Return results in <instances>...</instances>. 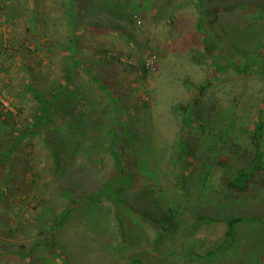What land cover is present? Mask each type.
<instances>
[{"label": "rangeland", "instance_id": "obj_1", "mask_svg": "<svg viewBox=\"0 0 264 264\" xmlns=\"http://www.w3.org/2000/svg\"><path fill=\"white\" fill-rule=\"evenodd\" d=\"M25 1L0 0L20 9L17 16L25 20L18 19L17 27L8 30L6 38L14 39L10 55H0V86H6L13 102L23 107L21 116L6 117L13 133L36 121L38 102L28 86L45 95L61 89L62 93L51 122L43 121L42 136L27 138L39 154V169L45 168V185L34 193L40 202H21L30 183L23 156L18 155L23 149L15 152L9 182L13 193L0 202V250L15 252L21 244L41 241L47 218L69 207L63 189L79 201L117 176L115 189L109 190L116 199L93 208L80 203L57 236L58 251L68 264H264V187L241 199L225 198L221 188L224 165L241 166L232 161L234 146L254 149L252 119L264 108V77L256 68L249 75L238 67L214 74L213 60L202 50L196 0H76L79 23L90 28L80 35L74 59L81 65L75 71L70 70L73 64L65 49L72 32L62 12L63 0H34V15ZM208 4L215 13L207 29L216 28L223 55L235 49L264 61L260 52L264 0H208ZM230 6L236 7L227 9ZM30 18L40 28L37 33ZM23 40L30 52L14 51ZM150 54L157 57V66L145 80L121 62ZM218 63L224 66L223 59ZM66 72L73 79L64 88ZM90 73L110 93L93 82ZM177 105H190L199 120L185 128ZM115 128L122 143L132 145L126 156L131 176H118L112 154L105 150ZM55 153L58 176L52 172ZM180 153L187 158L179 163L186 167L183 170L174 163ZM122 180L132 186L117 193ZM52 192L62 195L54 199ZM169 208L171 214L166 212ZM16 214V228L7 233L6 224ZM197 215L216 221L198 224ZM236 216L255 220L238 224L233 240L225 244V219ZM163 217L168 219V232H159L146 220ZM32 260L60 264L42 246ZM0 264L22 263L0 256Z\"/></svg>", "mask_w": 264, "mask_h": 264}, {"label": "trees", "instance_id": "obj_2", "mask_svg": "<svg viewBox=\"0 0 264 264\" xmlns=\"http://www.w3.org/2000/svg\"><path fill=\"white\" fill-rule=\"evenodd\" d=\"M191 1L193 2L194 0ZM25 3L28 4V7L31 6V9L33 10L30 12H32V14L34 15V0H31V5L29 4V0H26ZM75 3L76 0H63L62 4V7L64 8L62 12L66 19V25L72 32L71 37L68 40V45L65 47V49H67L69 53L67 59L73 64V66H70V70L72 71H75L76 67H79L81 65V62L79 60L74 59L77 52V45L80 35L82 34V32L90 28L89 25H82L79 23V20L76 16ZM196 3L201 14L197 27L200 34H202V50L209 58L213 60L212 69L214 71V74L217 75L221 72H226L233 67L235 69L236 67H238L240 72H244L249 75V73L256 68V71L264 77V61H262L261 59L259 60V55H256L257 57L252 55L248 56L244 55V53L242 52H238L235 49H230L226 55H223V47L221 46L222 41L219 38V34L215 31L216 28H212L214 31L211 29V32L207 29V21L209 20V17H211L215 13V10L212 11L211 5L208 4V0H196ZM7 5L8 3L6 4V6L0 3V55L4 54L6 56H9L11 53L10 42L14 41V39L6 38L7 33L9 34L8 30L15 29L17 27L16 22L18 21V19L19 23L24 22L25 20H23L21 16H19L21 13L20 9L13 8V6ZM235 7L236 6H230V8L227 9L233 10L235 9ZM207 8L212 12H207ZM17 13L19 14L18 16ZM29 22L35 25L34 31L37 33L40 28L36 27V21L33 20V18H30ZM42 40L46 41V36L43 35ZM26 44L27 41L23 40L20 46H14V51H20L22 48H24L27 52H30V49L25 48ZM37 50L38 48L36 47L34 53H37ZM260 52L263 54L264 48H261ZM153 55L154 54L142 56L141 58H136V60L134 58H126L124 60L121 59V62L123 61L126 66L132 68L135 73H137L142 79L145 80L153 73V71L145 64L146 59ZM236 55H239L241 57L240 61L234 59ZM222 59L224 62V66H221L218 63V61ZM90 77L92 78L93 82L99 85L100 88L105 89L107 93H110L107 87L100 86V83L93 75H91V73ZM72 79L73 75L66 72V84L64 88H67L70 85ZM206 84H208V82ZM206 84L200 86L199 92H202V90L205 89ZM27 88L28 90L33 92L38 102L35 109L36 121H34V123L30 122L28 127L25 126V129L21 133L16 134L12 131L13 127L7 124L6 117L9 115L21 116V114L23 113V107L17 106V104L13 102V96L10 95V92L6 86H0V126L2 128L0 135V175L2 176V179H0V202H4L5 200H7V196L13 193V191L9 188V182L11 180V172H13L14 162L17 158L15 152L19 149H23V151L18 155L23 156L24 163L28 168L27 170H25L26 166L24 168L25 177L26 180L30 183L27 188L28 190L24 193L27 194V196L21 199V202H40L36 194L38 192L39 185L44 184L43 181L45 180V178L42 171L45 170V168L39 169L41 162L36 161L39 154L35 149L34 142H29L27 138L33 135L40 137L42 136L41 129L45 124V122L43 121L46 120L48 123L51 122V111L54 109L56 100L60 97L62 89L61 91H55L56 93L54 95H45L35 90L31 86H28ZM3 101L7 102V106L3 103ZM116 109L117 112H120L119 108ZM175 110L183 112L182 122L185 128H190L194 121H198L200 118L199 114L193 113L194 110L190 105H177L175 107ZM13 111H15L16 113L13 114ZM252 122H255V128L252 137L254 149L252 151L248 149L243 150L240 146L235 145V155L233 156V158H235L236 160L232 159V161H235L234 164L241 163L239 164V166H241L239 168H235L234 166L227 168V165H224L225 171L221 188L224 192L223 194L225 198L227 199L245 198L251 193L258 191V189H260L261 187H264V108L260 110L256 118L252 119ZM117 128L110 131L111 140L109 141V145L105 150L110 151V153L112 154L115 162L116 174L118 176H122L123 174H125L126 176H131L129 174V171L127 170L128 167L126 156L129 155V151H131L132 145L129 144V142H125V144L122 143L123 141L117 135ZM242 133L246 134L247 128H243ZM125 140L127 141V139ZM44 144L45 146L48 145L46 141L44 142ZM180 144L182 147H185L182 140ZM237 151H241L242 153L239 154V152ZM55 154H53L52 156V164L54 167V170L52 172L54 174H57L58 176L59 168L57 161H59V156ZM181 158H184V160L187 159L180 153L178 157L174 159V163L181 166L180 168L181 170H183L184 166L179 164ZM91 160L92 162L95 161L94 159ZM100 161L101 164L102 160ZM61 175L63 174H60V176ZM116 177L117 176L112 178L109 183L104 184L98 190L87 194L86 197L82 198L79 201L75 200L72 197V192L70 190L63 189V195H61L68 199L69 207L59 212L56 217L53 216L50 219L47 218L46 223H44L43 220V223L46 224V227L41 232L42 235H44L42 240L31 246L21 244L15 252L12 249H10L9 251L0 250V256H4L7 258L12 256L22 264H35L32 258L36 256V251L38 250V248L42 246L45 248L46 253L49 256L55 258L57 261H60V264H68L67 258L58 251V248L60 247H58L57 245V236L59 235L62 228L67 224L73 213L79 209L80 203H82L83 206H89L90 208H93L96 204L100 203L103 200H110L112 198V201H114L116 198L112 196L109 190L115 189L114 183L117 182ZM184 177L185 173L182 172V174L180 175L181 179L179 180L177 186L180 191L182 190L184 185ZM131 186L132 184L125 183V180H122V183L118 184V187L116 189L117 193H123ZM112 193L114 192L112 191ZM58 195L61 196L60 193H55L54 196V193L52 192V196H54L52 198L55 199V197ZM42 202L44 201L42 200ZM76 205L77 208L75 207ZM166 212L167 214H171L172 209L169 208ZM17 217V214L14 215L11 222L6 224L9 225L8 229L5 228L7 233H13V231L15 230V221ZM196 219L198 221V224H210L216 221L213 218L203 215H197ZM146 220L151 224V226L157 228L159 232H168L169 230L168 219L165 217ZM254 220L255 218H248L243 216H236L225 219L226 231L224 243L226 244L233 240L235 235V228L238 224H240L241 222H252ZM212 255H209V257ZM134 264L140 263L135 262Z\"/></svg>", "mask_w": 264, "mask_h": 264}, {"label": "built area", "instance_id": "obj_3", "mask_svg": "<svg viewBox=\"0 0 264 264\" xmlns=\"http://www.w3.org/2000/svg\"><path fill=\"white\" fill-rule=\"evenodd\" d=\"M145 64L148 68H150L153 72H155L157 66V57L153 55L147 58Z\"/></svg>", "mask_w": 264, "mask_h": 264}]
</instances>
